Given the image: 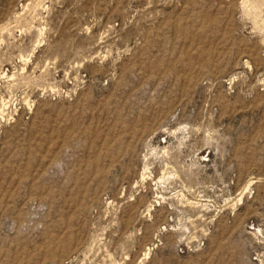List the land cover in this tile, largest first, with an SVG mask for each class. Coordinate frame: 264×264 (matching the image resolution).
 I'll return each mask as SVG.
<instances>
[{
  "label": "rangeland",
  "instance_id": "374dc122",
  "mask_svg": "<svg viewBox=\"0 0 264 264\" xmlns=\"http://www.w3.org/2000/svg\"><path fill=\"white\" fill-rule=\"evenodd\" d=\"M0 264H264V0H0Z\"/></svg>",
  "mask_w": 264,
  "mask_h": 264
},
{
  "label": "bare ground",
  "instance_id": "6f19581e",
  "mask_svg": "<svg viewBox=\"0 0 264 264\" xmlns=\"http://www.w3.org/2000/svg\"><path fill=\"white\" fill-rule=\"evenodd\" d=\"M144 177V176H143Z\"/></svg>",
  "mask_w": 264,
  "mask_h": 264
}]
</instances>
